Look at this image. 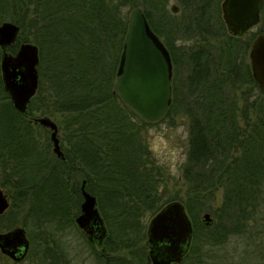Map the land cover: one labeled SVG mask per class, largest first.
<instances>
[{
	"label": "trees",
	"instance_id": "obj_1",
	"mask_svg": "<svg viewBox=\"0 0 264 264\" xmlns=\"http://www.w3.org/2000/svg\"><path fill=\"white\" fill-rule=\"evenodd\" d=\"M175 1L177 13L170 0H0V23L20 27L7 50L14 53L25 41L39 47V88L27 112L14 107L0 68V185L12 198L0 227L17 224V206L25 211L28 258L46 261L58 232L78 228L84 181L108 230L101 250L93 251L100 264H151L148 222L175 199L184 203L193 231L189 249L173 264H223L214 248L264 214V90L250 63L256 32H229L223 0ZM135 6L143 8L173 65L171 103L155 122L140 118L114 92ZM37 111L58 118L65 158L53 152L50 130L31 121ZM176 117L189 121L183 193L169 189L174 176L145 136L148 127ZM204 212L212 223L204 222Z\"/></svg>",
	"mask_w": 264,
	"mask_h": 264
},
{
	"label": "water",
	"instance_id": "obj_2",
	"mask_svg": "<svg viewBox=\"0 0 264 264\" xmlns=\"http://www.w3.org/2000/svg\"><path fill=\"white\" fill-rule=\"evenodd\" d=\"M264 0H223L222 17L227 29L242 36L261 21ZM174 13L178 4L171 5ZM20 27L13 21L0 23V47L2 54L0 68L4 89L9 93L14 107L27 112L32 97L39 88V47L36 43L21 42L12 53L7 47L17 39ZM250 63L255 78L264 90V33H258L252 40ZM173 65L170 53L162 39L153 31L141 6L129 12L128 27L124 39L123 56L114 80V92L122 102L147 122L162 118L172 99ZM39 123L50 130L53 152L65 158L59 139L58 123L50 116H34ZM83 201L81 212L75 221L89 239L102 242L108 234L107 226L98 207L97 197L82 184ZM9 206L7 194L0 187V213ZM204 222L210 224V212L203 214ZM193 226L184 203L175 199L166 203L149 220L147 241L151 264H173L180 262L189 249ZM21 252L18 254V248ZM30 247L26 228L15 226L7 232H0V249L13 259L22 260Z\"/></svg>",
	"mask_w": 264,
	"mask_h": 264
},
{
	"label": "rangeland",
	"instance_id": "obj_3",
	"mask_svg": "<svg viewBox=\"0 0 264 264\" xmlns=\"http://www.w3.org/2000/svg\"><path fill=\"white\" fill-rule=\"evenodd\" d=\"M178 4L175 0H170L169 8L172 4ZM179 12V11H178ZM174 13V12H173ZM260 26H264V16L262 21L252 28L256 32ZM36 116H50L56 122L58 118L50 113L42 114L41 111L35 112ZM188 125L189 121L185 117H176L171 123L169 120L159 122L148 127L145 136L151 145L158 162L164 165L172 176L174 183L169 185L172 191H184L182 185L181 173L182 166L187 157L188 149ZM3 190L7 193V188ZM8 194V193H7ZM16 214L17 225L25 227L21 221L24 218L25 211L19 206L14 208ZM205 213V212H204ZM212 222L213 215L210 213ZM76 222V221H75ZM211 222V223H212ZM52 224L47 227L48 232L53 229ZM28 231V230H27ZM39 230L34 228V232ZM46 230H40V232ZM55 231L51 232L54 233ZM38 233L37 235H39ZM56 241H50V251L47 253L46 261L40 262L38 256L26 258L20 263H12L7 261L0 254V264H100L101 261L96 259L93 251H100L102 246L94 241L91 245L87 239L81 234V231L75 227H67L58 232L55 236ZM38 240V237H36ZM212 255L217 260H221L223 264H264V214L257 217L255 221H251L248 231L241 235L230 236L228 241L220 247L214 248ZM134 264V260H128Z\"/></svg>",
	"mask_w": 264,
	"mask_h": 264
},
{
	"label": "flooded vegetation",
	"instance_id": "obj_4",
	"mask_svg": "<svg viewBox=\"0 0 264 264\" xmlns=\"http://www.w3.org/2000/svg\"><path fill=\"white\" fill-rule=\"evenodd\" d=\"M4 192H5V191H4ZM5 193H6V192H5ZM6 194H7V193H6ZM7 197H8V200H9V206H8V208H7L5 211H3L2 213H0V221H1V219H2V220L4 219L5 215L7 214V212L9 211V209H10V207H11V201H12V198H11V196H10L9 194H7ZM13 212H14V211H13ZM16 214H17V212H14V215H15V216H16ZM15 226H17V224L13 225L12 227H5V228L0 227V232H2V233L7 232V231L13 229ZM26 232H27V236H28V238H29V240H30V237H29V234H28L27 229H26ZM90 240H91V241L99 242L98 239H96V238H94V239H90ZM30 246H31V241H30ZM29 250H30V247H29V249H28V252H27L26 256H25L22 260H19V261L13 259L9 254L4 253L1 249H0V254H1V256H2L3 258H5L7 261H11L12 263H20V262L24 261L26 258H28ZM20 252H21V248L19 247V248H18V254H19Z\"/></svg>",
	"mask_w": 264,
	"mask_h": 264
}]
</instances>
